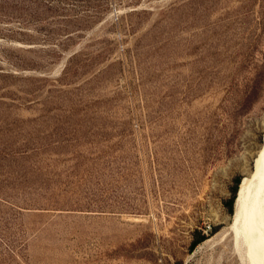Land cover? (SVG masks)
Instances as JSON below:
<instances>
[{"label":"rangeland","instance_id":"1","mask_svg":"<svg viewBox=\"0 0 264 264\" xmlns=\"http://www.w3.org/2000/svg\"><path fill=\"white\" fill-rule=\"evenodd\" d=\"M263 142L264 0H0V264H247Z\"/></svg>","mask_w":264,"mask_h":264},{"label":"bare ground","instance_id":"2","mask_svg":"<svg viewBox=\"0 0 264 264\" xmlns=\"http://www.w3.org/2000/svg\"><path fill=\"white\" fill-rule=\"evenodd\" d=\"M229 229L236 246H245L247 264H264V142L253 171L241 183Z\"/></svg>","mask_w":264,"mask_h":264},{"label":"trees","instance_id":"3","mask_svg":"<svg viewBox=\"0 0 264 264\" xmlns=\"http://www.w3.org/2000/svg\"><path fill=\"white\" fill-rule=\"evenodd\" d=\"M240 183H241V181L238 180L237 186L234 189L233 196L226 203L227 207L229 208V210L231 212H233V209H234V206H235L234 205L235 204V200L237 198L238 191H239L238 185H240ZM215 232H217V229H215ZM207 238H208V236L203 231L196 229L195 232H194V238H193V240L191 242V245H190L191 251H193L200 243H202L203 241H205Z\"/></svg>","mask_w":264,"mask_h":264},{"label":"built area","instance_id":"4","mask_svg":"<svg viewBox=\"0 0 264 264\" xmlns=\"http://www.w3.org/2000/svg\"><path fill=\"white\" fill-rule=\"evenodd\" d=\"M208 229H211V227L209 226V228H208ZM208 229H207V230H208Z\"/></svg>","mask_w":264,"mask_h":264}]
</instances>
